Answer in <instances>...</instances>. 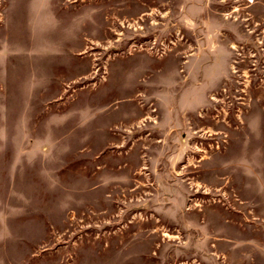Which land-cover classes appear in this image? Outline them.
I'll return each mask as SVG.
<instances>
[{
	"label": "rangeland",
	"instance_id": "rangeland-1",
	"mask_svg": "<svg viewBox=\"0 0 264 264\" xmlns=\"http://www.w3.org/2000/svg\"><path fill=\"white\" fill-rule=\"evenodd\" d=\"M0 264H264V0H0Z\"/></svg>",
	"mask_w": 264,
	"mask_h": 264
}]
</instances>
